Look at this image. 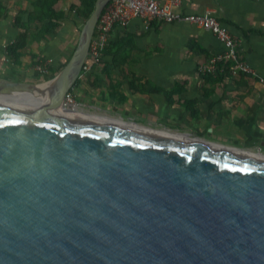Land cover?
<instances>
[{
	"label": "water",
	"instance_id": "obj_1",
	"mask_svg": "<svg viewBox=\"0 0 264 264\" xmlns=\"http://www.w3.org/2000/svg\"><path fill=\"white\" fill-rule=\"evenodd\" d=\"M110 1L47 85L0 80V264H264L263 155L61 109Z\"/></svg>",
	"mask_w": 264,
	"mask_h": 264
},
{
	"label": "crops",
	"instance_id": "obj_2",
	"mask_svg": "<svg viewBox=\"0 0 264 264\" xmlns=\"http://www.w3.org/2000/svg\"><path fill=\"white\" fill-rule=\"evenodd\" d=\"M37 1L0 0V80L44 86L59 73L74 50V36L82 20L77 13L80 1L46 0L45 4L55 14H61V18L52 20L57 27L49 34L40 30L48 20L38 23L41 9L35 4ZM42 9L45 11L44 6ZM180 10L187 14L211 13L235 39L238 57L258 75H264V0H182ZM146 32L150 33L148 39L166 43L179 36L187 37L186 50L190 52L188 43L192 41L207 57L223 51L222 44L207 31L157 20L152 21L146 31L140 22L132 21L125 29H115L109 40L115 42L121 38L128 42L131 36ZM21 34H24L23 47L14 56L9 55L6 47ZM105 56L98 64L83 69L70 90L84 107L133 118L143 129L166 130L220 146L227 139L241 141L244 144L240 148L236 146L238 149L264 156V86L256 78L199 76L195 86L185 87V91L177 95L172 93L170 103L163 93L135 92L128 86L129 82L140 85L144 81L125 79L122 97L115 98L109 89L102 98L97 97L100 89L111 87L103 71ZM107 65L118 67L112 62ZM174 85L152 82V86L165 91H170Z\"/></svg>",
	"mask_w": 264,
	"mask_h": 264
},
{
	"label": "rangeland",
	"instance_id": "obj_3",
	"mask_svg": "<svg viewBox=\"0 0 264 264\" xmlns=\"http://www.w3.org/2000/svg\"><path fill=\"white\" fill-rule=\"evenodd\" d=\"M92 9L93 5L88 6L85 13H90ZM85 19L81 20L79 28L74 36V42L72 46L73 49L75 48L80 28ZM56 27L57 26L55 23L54 28ZM149 35L150 33L146 32L144 33V35H133L128 38V50H126L123 55L124 62L117 64L118 67L107 65L108 63L112 62V60L110 56H105L103 60V71L111 87L100 89L97 97L101 96L103 98L104 96H106L105 93H107L109 89L113 94L116 95L115 98L120 96L122 97L121 91H123L122 87L125 84V79H131V81H137L138 79L142 80L145 82L146 87H150L152 85V82H158L164 86H172L175 83L177 89L175 90L173 95H177L185 91V87L195 86L196 82L199 79V76L203 75L204 77H219V73L204 72V69L209 66L212 57L214 55L220 54L221 52L214 53L211 57H207L205 55H197L186 50L185 41L187 37L182 38V36H179V39L174 41L169 40L168 43H166L165 40L163 41L156 38L148 39ZM234 43L236 47L235 39ZM48 83H46V85ZM98 83L100 84V82ZM71 96L73 98L74 104L76 105L75 111L77 112L82 111L87 113L88 115H93L107 121H118L126 125L136 126L137 128H142L143 126L137 123V121H135L133 118H121L118 114L112 112L84 107L75 97L74 92L71 93ZM5 97L11 99L12 101H15L18 104H36L35 101H33L34 99L25 95L18 96V94H6ZM60 105L63 106V103ZM150 125L153 124L150 123ZM162 132L175 134L166 130H163ZM243 144L244 143L241 141H233L231 139H227L226 141H223V144H221V146L238 149L237 147L240 148L241 146H243ZM232 146L237 147L235 148Z\"/></svg>",
	"mask_w": 264,
	"mask_h": 264
},
{
	"label": "built area",
	"instance_id": "obj_4",
	"mask_svg": "<svg viewBox=\"0 0 264 264\" xmlns=\"http://www.w3.org/2000/svg\"><path fill=\"white\" fill-rule=\"evenodd\" d=\"M182 0H111L100 14L89 45V55L83 69L91 64H98L110 43V35L115 29H125L132 21L141 23L143 30H148L154 20L162 23L188 24L211 33L223 46L220 54L214 55L204 72H220L217 65L230 63L229 75L232 77L246 75L256 78L264 86V75L257 72L244 60H239L234 39L227 27L214 18L209 12L202 14H187L181 9ZM44 72V71H43ZM65 110L74 111L76 105L71 93L63 100Z\"/></svg>",
	"mask_w": 264,
	"mask_h": 264
},
{
	"label": "trees",
	"instance_id": "obj_5",
	"mask_svg": "<svg viewBox=\"0 0 264 264\" xmlns=\"http://www.w3.org/2000/svg\"><path fill=\"white\" fill-rule=\"evenodd\" d=\"M80 1V8L77 10L78 14H81L82 19L84 20L85 18L87 19L88 16L90 15V13L86 14V10L88 6H92L94 5V1L95 0H79ZM46 0H39L37 1L35 4L38 6L39 9H41V14L38 15V23L41 24V21L43 19H47V23H44L41 25L40 30L42 32H45L46 34L50 33V30L53 29L54 27V21L52 22V20H57L58 18H61V14L59 13H54L51 10V7L47 6L45 4ZM110 3V2H109ZM108 3V4H109ZM45 7V11L42 9V7ZM85 19V20H86ZM26 28V27H25ZM24 45V34L19 35L16 40L8 45L6 47V51L9 55L14 56L15 52L20 49L21 47H23ZM127 46V42H125V40L123 39H117L115 42H110L108 44V46L105 49L104 54L108 55L111 57V60L113 63L119 64L124 62V53H125V48ZM188 49L190 52H193L197 55H205L207 56L206 52L201 49L200 47H198L194 42H189L188 43ZM239 60H242L240 57H238ZM121 61V62H120ZM230 65V63L226 62V63H221L217 65L218 69H222V71L218 72L219 76H227L229 75L228 72V66ZM230 76V75H229ZM202 77H204L202 75ZM139 80V79H138ZM145 84V83H144ZM144 84H134L133 82H129L128 86L131 90L135 91V92H156V93H163L164 96L166 97L167 101L170 103V95H172V93L175 92L176 88V84L174 85V87L170 90V91H165L159 87L156 86H150V87H145Z\"/></svg>",
	"mask_w": 264,
	"mask_h": 264
},
{
	"label": "bare ground",
	"instance_id": "obj_6",
	"mask_svg": "<svg viewBox=\"0 0 264 264\" xmlns=\"http://www.w3.org/2000/svg\"><path fill=\"white\" fill-rule=\"evenodd\" d=\"M60 106V105H59ZM63 108V106L61 107V109ZM64 109V108H63ZM75 111V109H74ZM77 112V111H76ZM80 114V113H79ZM106 118V117H105ZM112 121V120H111ZM128 126H132V125H128ZM132 127H136V126H132Z\"/></svg>",
	"mask_w": 264,
	"mask_h": 264
}]
</instances>
